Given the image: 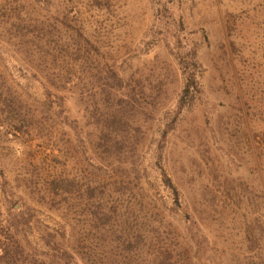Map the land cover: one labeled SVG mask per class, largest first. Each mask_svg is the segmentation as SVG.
<instances>
[{"label":"rangeland","instance_id":"rangeland-1","mask_svg":"<svg viewBox=\"0 0 264 264\" xmlns=\"http://www.w3.org/2000/svg\"><path fill=\"white\" fill-rule=\"evenodd\" d=\"M0 245L264 264V0H0Z\"/></svg>","mask_w":264,"mask_h":264},{"label":"trees","instance_id":"trees-1","mask_svg":"<svg viewBox=\"0 0 264 264\" xmlns=\"http://www.w3.org/2000/svg\"><path fill=\"white\" fill-rule=\"evenodd\" d=\"M188 79H189V81H188V83H187V85L185 86V89H184V92L185 93H188L190 91L191 86L195 82L194 75L189 76ZM13 130L16 132V130H18V128L17 127L16 128L14 127ZM163 181H164V184L167 187L171 188V190L173 191V193L175 195L178 194L177 193V190L173 186L171 180L166 175L163 176ZM17 249L20 250L19 247ZM10 253H11V251L8 249L7 246L0 245V264H18L19 261L17 260V258H14L13 260L10 259ZM21 264H24V262L21 263Z\"/></svg>","mask_w":264,"mask_h":264}]
</instances>
